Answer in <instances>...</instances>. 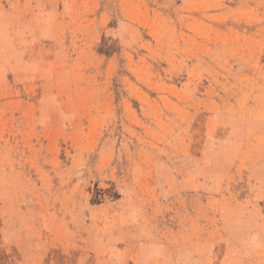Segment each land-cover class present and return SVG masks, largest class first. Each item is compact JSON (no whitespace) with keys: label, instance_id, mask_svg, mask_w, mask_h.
Instances as JSON below:
<instances>
[{"label":"rangeland","instance_id":"374dc122","mask_svg":"<svg viewBox=\"0 0 264 264\" xmlns=\"http://www.w3.org/2000/svg\"><path fill=\"white\" fill-rule=\"evenodd\" d=\"M0 264H264V0H0Z\"/></svg>","mask_w":264,"mask_h":264}]
</instances>
